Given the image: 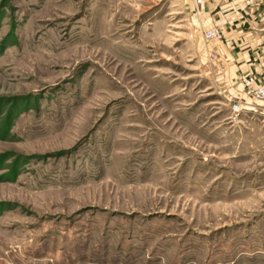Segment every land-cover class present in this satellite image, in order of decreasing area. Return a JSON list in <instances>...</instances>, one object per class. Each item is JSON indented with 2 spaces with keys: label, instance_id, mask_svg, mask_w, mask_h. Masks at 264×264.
Listing matches in <instances>:
<instances>
[{
  "label": "rangeland",
  "instance_id": "374dc122",
  "mask_svg": "<svg viewBox=\"0 0 264 264\" xmlns=\"http://www.w3.org/2000/svg\"><path fill=\"white\" fill-rule=\"evenodd\" d=\"M202 10L0 0V264H264V105Z\"/></svg>",
  "mask_w": 264,
  "mask_h": 264
},
{
  "label": "crops",
  "instance_id": "0c3cea01",
  "mask_svg": "<svg viewBox=\"0 0 264 264\" xmlns=\"http://www.w3.org/2000/svg\"><path fill=\"white\" fill-rule=\"evenodd\" d=\"M202 14L224 34L212 52L230 82L242 93L249 75L264 84V0H209Z\"/></svg>",
  "mask_w": 264,
  "mask_h": 264
},
{
  "label": "built area",
  "instance_id": "2783aa9c",
  "mask_svg": "<svg viewBox=\"0 0 264 264\" xmlns=\"http://www.w3.org/2000/svg\"><path fill=\"white\" fill-rule=\"evenodd\" d=\"M197 7L204 5L205 2L209 0H193ZM204 38L207 41L222 42L224 40L223 32L217 28L212 27L204 32ZM244 92L247 97H249L255 103L264 104V84H257L256 77L249 75L243 80ZM243 101L234 106L235 111L239 112L244 109Z\"/></svg>",
  "mask_w": 264,
  "mask_h": 264
},
{
  "label": "trees",
  "instance_id": "16d2710c",
  "mask_svg": "<svg viewBox=\"0 0 264 264\" xmlns=\"http://www.w3.org/2000/svg\"><path fill=\"white\" fill-rule=\"evenodd\" d=\"M3 51V48L0 49V53Z\"/></svg>",
  "mask_w": 264,
  "mask_h": 264
}]
</instances>
